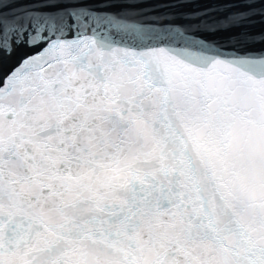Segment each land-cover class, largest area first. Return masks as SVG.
I'll use <instances>...</instances> for the list:
<instances>
[{
	"label": "snow or ice",
	"instance_id": "obj_1",
	"mask_svg": "<svg viewBox=\"0 0 264 264\" xmlns=\"http://www.w3.org/2000/svg\"><path fill=\"white\" fill-rule=\"evenodd\" d=\"M118 6L0 0V264H264V50Z\"/></svg>",
	"mask_w": 264,
	"mask_h": 264
},
{
	"label": "water",
	"instance_id": "obj_2",
	"mask_svg": "<svg viewBox=\"0 0 264 264\" xmlns=\"http://www.w3.org/2000/svg\"><path fill=\"white\" fill-rule=\"evenodd\" d=\"M104 3L105 0H97ZM102 11L130 14V22L152 27L175 47L202 41L226 52L264 50V3L260 0H111ZM243 18L236 20V14ZM182 34V35H181Z\"/></svg>",
	"mask_w": 264,
	"mask_h": 264
}]
</instances>
